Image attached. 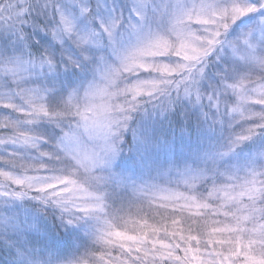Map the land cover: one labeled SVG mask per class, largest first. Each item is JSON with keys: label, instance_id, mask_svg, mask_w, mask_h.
Segmentation results:
<instances>
[{"label": "snow or ice", "instance_id": "snow-or-ice-1", "mask_svg": "<svg viewBox=\"0 0 264 264\" xmlns=\"http://www.w3.org/2000/svg\"><path fill=\"white\" fill-rule=\"evenodd\" d=\"M0 264H264V0H0Z\"/></svg>", "mask_w": 264, "mask_h": 264}]
</instances>
